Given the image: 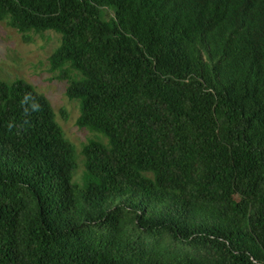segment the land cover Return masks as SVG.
Returning a JSON list of instances; mask_svg holds the SVG:
<instances>
[{"label":"trees","instance_id":"16d2710c","mask_svg":"<svg viewBox=\"0 0 264 264\" xmlns=\"http://www.w3.org/2000/svg\"><path fill=\"white\" fill-rule=\"evenodd\" d=\"M0 20L59 35L48 70L105 138L72 182L47 98L0 80V264H264V0H0Z\"/></svg>","mask_w":264,"mask_h":264},{"label":"rangeland","instance_id":"374dc122","mask_svg":"<svg viewBox=\"0 0 264 264\" xmlns=\"http://www.w3.org/2000/svg\"><path fill=\"white\" fill-rule=\"evenodd\" d=\"M105 17L112 11L106 10ZM25 35V40L22 36ZM59 35L50 30L19 33L11 28L5 20H0V80L10 82L20 78L42 93L50 103L54 120L61 128L63 137L69 141L75 152L76 168L71 181L81 182L82 156L80 148L88 139L105 138L94 131L78 128L75 119L78 116L76 100L64 95L66 82L53 77L55 73L48 70L47 57L58 45Z\"/></svg>","mask_w":264,"mask_h":264},{"label":"clouds","instance_id":"9594fccd","mask_svg":"<svg viewBox=\"0 0 264 264\" xmlns=\"http://www.w3.org/2000/svg\"><path fill=\"white\" fill-rule=\"evenodd\" d=\"M32 100V103L30 104V110L31 112H38L40 111V105L38 102H36L35 100L32 99L31 94H25L24 100L22 101V103H26L27 101ZM25 112L28 113L29 112V108H25ZM13 124L9 123L8 124V128L12 129Z\"/></svg>","mask_w":264,"mask_h":264}]
</instances>
